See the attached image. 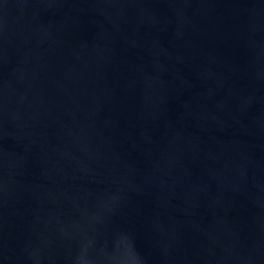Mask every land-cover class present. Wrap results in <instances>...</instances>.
Wrapping results in <instances>:
<instances>
[{
    "label": "water",
    "instance_id": "obj_1",
    "mask_svg": "<svg viewBox=\"0 0 264 264\" xmlns=\"http://www.w3.org/2000/svg\"><path fill=\"white\" fill-rule=\"evenodd\" d=\"M0 264H264V0H0Z\"/></svg>",
    "mask_w": 264,
    "mask_h": 264
}]
</instances>
